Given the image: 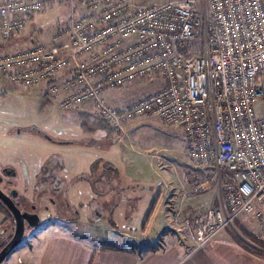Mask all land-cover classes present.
Instances as JSON below:
<instances>
[{
    "label": "built area",
    "instance_id": "obj_1",
    "mask_svg": "<svg viewBox=\"0 0 264 264\" xmlns=\"http://www.w3.org/2000/svg\"><path fill=\"white\" fill-rule=\"evenodd\" d=\"M46 1L82 11L50 44L37 39L0 54V76L27 87L46 82L63 110L90 102L117 135L141 117L179 125L197 169L180 199L206 189L199 169H214L223 201L195 224V246L240 216L255 218L264 241V0H0L1 38L24 30ZM157 76L162 87L122 108L102 96Z\"/></svg>",
    "mask_w": 264,
    "mask_h": 264
},
{
    "label": "crops",
    "instance_id": "obj_2",
    "mask_svg": "<svg viewBox=\"0 0 264 264\" xmlns=\"http://www.w3.org/2000/svg\"><path fill=\"white\" fill-rule=\"evenodd\" d=\"M127 1L133 5H148L168 0ZM64 10L68 11V21L62 23L61 16L65 13ZM75 11L79 13L82 10L79 7L73 8L70 4L68 7L46 1L39 12L30 13L27 16L24 30L6 40L0 36V54L27 49L37 39L50 44L52 36L69 23L70 16L75 14ZM65 74L66 72L61 74L60 79ZM4 80L13 82L6 76H0V83ZM35 86L41 90L40 95L47 89L46 82ZM105 96L103 98L107 103H114L118 108L125 106L122 104V98H116L115 95L107 96V98ZM85 106L90 108L92 104L87 102ZM74 110L79 111V114L81 112L84 114L86 111L85 108L81 111ZM153 122L157 123V118L141 117L128 122L124 129L129 135V142L128 139L124 141L117 134L116 137H109L102 134L104 132H100L97 135L98 139L95 140L93 136L97 134V131L93 136L82 139L80 143L84 146L81 148L87 150L82 153V156L88 154L86 155L87 167L71 175L63 172L64 163L55 154L60 149L57 145L72 146L75 142L69 140L58 144L57 141L45 138L56 148L47 147L48 154L39 160L43 164L32 179L33 189L38 187L55 192L53 185H56L57 189L66 187L71 199H67L65 206H60L64 209L60 212L55 207L59 206L58 199L52 195H46L43 198V203H49L47 199H51L53 212L48 208L45 214L46 219L30 230V237L23 242L20 241L10 252L16 255V263L10 261V264H264V252L257 250L260 253L254 254L243 247L239 241L245 243L229 227L231 225L221 230L206 244L195 246L194 226L201 217L197 216L191 224L194 208L192 206L195 205L197 210V202L205 201L199 198L201 195H196L189 201H182L180 194L178 195L180 187L172 181L168 174L169 169H163L162 174L157 172V166H165L162 161L157 162V158L160 159L157 152L151 153V150L155 148L143 149L140 145L141 139L131 136L134 131L157 130ZM23 132H7L4 136L15 139V136ZM80 152L83 151L80 149ZM39 162L37 168H39ZM93 164L94 167H92ZM4 166L12 167L16 175L28 179L26 170L20 171L17 164L8 163ZM50 175L54 176L53 181ZM13 180L16 179L13 178ZM157 182L159 186H162L158 192ZM167 182L170 183V188L165 187ZM140 184H144L152 193L153 199L150 205L158 197L154 213L144 232H141V228L150 205L143 210L145 215L139 231H129V228L119 230L113 227L110 220H112L114 209L123 199L125 201V204H122L125 207L124 218L132 217L137 210L139 205L136 197L124 192L134 191L136 188L142 192L145 191V187ZM16 185L19 189L31 190L19 179ZM206 192L209 193V190ZM213 197H216L212 202L215 203V208L223 207L220 190ZM189 202L191 205L186 204ZM109 214L110 219H108ZM140 218L139 216L138 220ZM189 224H191L190 232H185ZM234 224L239 232H251V239L255 238L257 222L254 217H239L238 220L235 219ZM253 245L260 248L254 243Z\"/></svg>",
    "mask_w": 264,
    "mask_h": 264
},
{
    "label": "rangeland",
    "instance_id": "obj_3",
    "mask_svg": "<svg viewBox=\"0 0 264 264\" xmlns=\"http://www.w3.org/2000/svg\"><path fill=\"white\" fill-rule=\"evenodd\" d=\"M59 5H66L69 7V4ZM64 11L65 13L61 16L62 23L68 21V11ZM74 13L75 14H72L73 16L77 14L76 11ZM41 83H38L36 85H39ZM163 84L164 79L161 76L154 77L150 80L138 79L133 82L126 83L120 87L106 89V91L104 90L106 92V96L104 91L102 93V96H105V98H107V96L115 95L116 98H122L121 100L124 106L128 101L130 102V100H136L142 96L147 95L148 93L158 90L160 87H162ZM129 85L130 87H128ZM40 91L41 90L35 85H32L28 88L22 86L19 83L8 82L6 80L0 83V167L5 164L12 163L17 164L20 171L26 170L28 179H23L22 176L20 177L17 174L15 177L16 180H13V183L15 184V187L18 188L16 183L19 179V181L27 184V188L28 186L30 187L31 190L18 188L19 194H21L25 198H28L31 192V194L33 195V198L31 199L33 203L32 205H34L37 210L44 204L43 198L46 197V195H52V197L60 201L59 206H55L56 209H58L60 212H63L64 209L60 206H65L67 199L70 198L68 195V188H58V190L55 192H52L51 189L38 187H36V189H33L32 179L36 172H39L40 166L43 164V162H39V160L42 157H46V155L48 154L47 147H55L54 145L49 143L50 141L47 142L46 139L57 141L58 144H63L64 141L73 140L75 144L72 146H67L65 144L57 145L60 147V149H66H58V155H55L58 156L64 163L63 172L65 174L71 175L75 171L85 170L87 167L86 155L88 154L82 156V153L87 152V150L85 148H81V146L84 145H82L80 141H82V139L84 138H89V136H93L95 132H91V130H85L80 125V123L87 120V122L93 127L95 121L94 118L96 115L93 106H90V108L89 106L88 108L85 106L87 102L81 104L75 109H79L81 111L85 108V113L88 114V117L79 116V111H75L73 109H61L58 106L57 102L53 98L51 99L48 95V101H46L44 98V93L40 95ZM111 105L116 106V104L114 103H111ZM152 124L153 126L157 127V130L145 129L143 130V132L134 131L133 133H131V136L133 138L141 139L140 145L141 147H143V149L155 148L152 149L154 151L151 150V153L157 152V156L160 157V159L157 158V162L162 161L164 163L163 166H165H157V172L162 174L164 172L163 169H169L170 173L168 174L171 176L172 181H174L175 185L177 183V186L180 187V191L178 192L179 195L181 191L187 189L189 184L193 182V172L197 170L193 167L194 164H192L184 154L186 151V140L184 137L183 129L179 125L167 124L159 118H157V123L153 122ZM17 130H23L25 132L18 134V136H15V139H8L6 136H4L7 132L12 133L14 131L16 132ZM29 130H36L38 132L40 131L42 132V136L41 134H37ZM125 130L126 129H124V131L120 133L119 136L124 141L128 139L129 142V135ZM100 132L101 131H97V134L95 133V135L93 136L95 137V140L98 139L97 135L100 134ZM102 134L105 135V132ZM112 136L116 137V133H114ZM10 145H12V147H9V149L8 146ZM80 149L83 152H80ZM38 162L39 168H37ZM199 171L201 172L200 179L202 181L206 180L208 182L205 185L206 187H208V189L206 188L205 190L197 194V196L201 195L199 198L205 202H197V210L195 208V205L192 206L194 208L193 213L191 214V224L193 222V219H197V216L202 217L204 211L208 207H215V203L212 202L216 199V197L213 196L219 190V181L214 169H199ZM156 184L158 192L160 188L162 189V186H159V182H157ZM140 185L144 186V184ZM165 187L170 188V183L167 182L165 184ZM144 190L145 191L142 192L139 190V188H136V190L134 191L124 192V194L128 193V195L136 197V201H138L139 206L138 208H136L137 210L134 211L132 217L124 218L123 215L125 207L122 206V204H125V201L123 199V201L120 202V205L114 209L112 220H110V223L111 225H113V227H116L119 230L129 228V231H139L143 221L142 218H144L145 215V211L143 212V210H146L145 207H147V205H150V201H152L153 199L152 193L146 187ZM206 190H209V193L206 192ZM186 204L191 205V202ZM49 209L53 212V208L50 202ZM41 210H39L41 214L40 224L46 219V210ZM139 216L141 217L140 220H138ZM110 218L111 216L109 214L108 219ZM191 224L188 225V228L185 232H190ZM229 227L233 229L235 234L238 235L239 239L241 238L240 240H242L253 250H262L264 252V243L260 242L261 244H258L254 242L253 239H251V232H239V230L235 227L234 222ZM32 229L34 228L25 230L21 242L30 237L29 232ZM109 240L113 239L109 238ZM253 243L260 248L254 247ZM10 261L16 263L15 254L12 255L11 253H9L1 264H10Z\"/></svg>",
    "mask_w": 264,
    "mask_h": 264
},
{
    "label": "flooded vegetation",
    "instance_id": "obj_4",
    "mask_svg": "<svg viewBox=\"0 0 264 264\" xmlns=\"http://www.w3.org/2000/svg\"><path fill=\"white\" fill-rule=\"evenodd\" d=\"M80 125H81V123H80ZM20 131H23V130H20ZM20 131H18V132H20ZM29 131L35 132V133L38 132V131L36 132V130H29ZM37 134H41V136H42V132H40V131ZM45 170H46V167H45ZM47 170H48V166H47ZM49 170H50V168H49ZM13 173H14V170L10 166L7 167V166L3 165L0 167V188L3 192L12 196L11 200H13L16 204H18L20 212L22 214H24V213H37L39 216H41L39 210L42 209L41 211L46 210V212H47L48 208H49V203H44L41 206V208H39L37 210V208L34 205H32L33 203L31 201V199L33 198V195L31 194V192H30V196L28 198H25L21 194H18L16 192V191H19V189L15 187V184L13 183V178L10 177L13 175ZM7 176H9V177H7ZM10 181L12 182V184L9 185L8 182H10ZM53 187L55 188L54 191L58 190L56 185H53ZM47 200L50 202L51 199L48 198ZM5 202H10V201L8 199L5 200L3 197H0V250H2V248L7 244V242L10 240V238L12 237V235L15 231V220H14L13 215L9 211ZM4 209L7 210L6 213H5ZM40 221H41V217H40ZM24 223H25L24 224L25 229H27V221L25 220Z\"/></svg>",
    "mask_w": 264,
    "mask_h": 264
},
{
    "label": "water",
    "instance_id": "obj_5",
    "mask_svg": "<svg viewBox=\"0 0 264 264\" xmlns=\"http://www.w3.org/2000/svg\"><path fill=\"white\" fill-rule=\"evenodd\" d=\"M10 177L15 178L16 172L14 171L13 175ZM8 183L9 185L12 184L11 181ZM16 192L19 194V191ZM0 197H3L5 200L8 199L10 201L5 203L15 220V231L12 237L10 238V240L7 242V244L2 248V250H0V264H1L6 258V256L12 251L14 247H16L20 243L21 239L23 238L26 230L24 225L25 220L27 221V229L35 228L40 223V216L37 213L22 214L20 212L18 204H16L13 200H11L12 196L3 192L1 188H0Z\"/></svg>",
    "mask_w": 264,
    "mask_h": 264
},
{
    "label": "trees",
    "instance_id": "obj_6",
    "mask_svg": "<svg viewBox=\"0 0 264 264\" xmlns=\"http://www.w3.org/2000/svg\"><path fill=\"white\" fill-rule=\"evenodd\" d=\"M70 73H71L70 71H67V74H70ZM47 95H48V93H47V91H45V93H44V98H45L46 101H48V100H47ZM73 110H74V109H73ZM79 113H80V112H79ZM79 113H78V114H79ZM81 114H82V113H81ZM81 114H79V116H86V117H88V114H86V113H84V114H82V115H81ZM94 119H95V121H94V125H93V127H92L91 124H89V123L87 122V120L82 121V122H81V126H82L85 130H91V132H96V131L105 132V135H106V136H109V137H111V136L115 133V130H114L113 128H111V127L109 126V124H108L104 119H102V118H100V117H98V116H95ZM97 163H98V161H97ZM92 167H94V164L92 165ZM50 178H52V181L54 180V176L50 175ZM157 201H158V197H157L156 199H154L153 202L151 203V205H150V207H149V210H148V212H147V214H146V217H145V219H144V221H143L142 228H141V232H144L145 227H146V225L148 224V222H149V220H150V217L153 215L154 210H155V207H156V205H157ZM4 211H5V213L7 212L6 209H4ZM253 241L256 242V243H258V244H261L260 242L264 243L262 240L260 241V240H257V239H255V238H253ZM239 243H241V244L243 245V247L249 249V251L252 252V253H254V254H259V253H260V252L257 251V250L250 249L249 246H247L246 244H243V243L240 242V241H239Z\"/></svg>",
    "mask_w": 264,
    "mask_h": 264
}]
</instances>
